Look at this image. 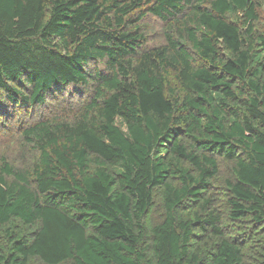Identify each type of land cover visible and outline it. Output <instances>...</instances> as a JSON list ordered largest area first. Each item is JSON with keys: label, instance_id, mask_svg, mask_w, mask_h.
Wrapping results in <instances>:
<instances>
[{"label": "trees", "instance_id": "obj_1", "mask_svg": "<svg viewBox=\"0 0 264 264\" xmlns=\"http://www.w3.org/2000/svg\"><path fill=\"white\" fill-rule=\"evenodd\" d=\"M263 1L0 0V264H264Z\"/></svg>", "mask_w": 264, "mask_h": 264}, {"label": "rangeland", "instance_id": "obj_2", "mask_svg": "<svg viewBox=\"0 0 264 264\" xmlns=\"http://www.w3.org/2000/svg\"><path fill=\"white\" fill-rule=\"evenodd\" d=\"M261 20H264V1L261 3L260 8ZM144 27L146 29V41L147 46H156L162 43L163 41V23L158 18L147 15L143 20ZM259 26V24H258ZM71 101L68 100V103H62L61 105L51 108H56L58 112L65 113L64 110L60 109L61 106H64L65 110H68V106H71ZM50 108H46L42 111L44 117H50L52 115ZM39 111V110H38ZM16 123L13 121L8 122V125L4 126L0 122V161L1 158L6 159L12 165L17 167H26L27 163L32 159V152L26 148L20 146L18 140V130L16 129ZM222 168L220 175L217 178V182L220 185L224 184L225 178L230 175V168L228 163H221ZM221 187V186H220ZM223 189V188H222ZM152 212L148 216V225L151 226L155 224L162 218V209L159 204V191L156 192V201L153 206ZM30 264H39L37 261H31Z\"/></svg>", "mask_w": 264, "mask_h": 264}]
</instances>
